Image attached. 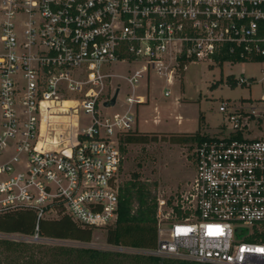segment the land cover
<instances>
[{"label": "built area", "instance_id": "2783aa9c", "mask_svg": "<svg viewBox=\"0 0 264 264\" xmlns=\"http://www.w3.org/2000/svg\"><path fill=\"white\" fill-rule=\"evenodd\" d=\"M199 59L264 63V0H0V212L32 210L29 239L59 214L90 228L113 223L128 106L149 98L133 87L151 74L169 83ZM113 75L131 90L123 110L107 112ZM217 108L229 127L191 142L192 172L155 196L154 246L108 249L264 264V108Z\"/></svg>", "mask_w": 264, "mask_h": 264}, {"label": "rangeland", "instance_id": "374dc122", "mask_svg": "<svg viewBox=\"0 0 264 264\" xmlns=\"http://www.w3.org/2000/svg\"><path fill=\"white\" fill-rule=\"evenodd\" d=\"M125 65L113 62L110 68L116 73H124ZM263 67V62L253 60H223L217 63L199 59L187 62L169 83L164 80L162 74H151L147 80L140 77L132 91L139 95L147 92L149 98L147 102L137 103L135 106V126L139 130L155 131L156 138L145 142L121 144V182L136 173L139 179L155 182L156 195L170 194L176 183L189 176V169L190 172L193 170L192 166L187 164L190 142L172 141L171 135L192 132L196 128L200 133L210 135L217 133L220 128H228L229 121L217 108L220 100L239 104L246 109L252 107L255 113L260 111L264 108L261 99L264 87L260 83ZM228 75L252 76L250 80L253 81L249 85L240 84L235 80L227 82ZM110 82L119 88L114 103L105 106L104 110L121 111L125 108L124 96L126 91L131 90L130 86L120 75L111 76ZM165 89L168 90L167 94L163 93ZM128 107L135 111L133 105ZM155 113L159 119L156 123L152 122ZM0 237L29 239L18 234H0ZM104 238L105 228L94 226L91 227V237L87 243L70 240H47L46 243L108 249Z\"/></svg>", "mask_w": 264, "mask_h": 264}, {"label": "trees", "instance_id": "16d2710c", "mask_svg": "<svg viewBox=\"0 0 264 264\" xmlns=\"http://www.w3.org/2000/svg\"><path fill=\"white\" fill-rule=\"evenodd\" d=\"M223 57L221 56L220 59ZM227 79V82H231L234 77L228 75ZM155 135L152 131L132 129L124 133L119 140L124 145L129 142L155 139ZM171 136L172 141H189L190 143L202 138L198 128L192 132ZM154 185L155 182L139 179L136 173L120 182L117 192L116 218L113 223L105 227L104 240L107 245L137 249L154 246L156 241ZM34 219L30 209L2 211L0 212V234L29 237L34 231ZM37 237L39 239L0 237V264H213L89 246L47 244V240H70L80 243L90 241L91 228L76 224L66 214L40 219Z\"/></svg>", "mask_w": 264, "mask_h": 264}, {"label": "crops", "instance_id": "0c3cea01", "mask_svg": "<svg viewBox=\"0 0 264 264\" xmlns=\"http://www.w3.org/2000/svg\"><path fill=\"white\" fill-rule=\"evenodd\" d=\"M148 101V100H147ZM147 101H145V102H147ZM137 105V104H136ZM136 105H134V108H135V111H134V121H133V129H135V130H139V129H137L136 128V126H135V122H136V119H137V115H136ZM154 109H155V111L157 112V109H156V107H154ZM159 121V119H158V116L156 115V113H155V115L152 117V122H154V123H156V122H158ZM139 131H145V130H139ZM155 132V131H154ZM158 132V131H157Z\"/></svg>", "mask_w": 264, "mask_h": 264}, {"label": "water", "instance_id": "95a60500", "mask_svg": "<svg viewBox=\"0 0 264 264\" xmlns=\"http://www.w3.org/2000/svg\"><path fill=\"white\" fill-rule=\"evenodd\" d=\"M116 93H117V88L114 90V92L111 94V96L109 97V99L107 101H104L103 104L104 105H111L114 103L115 101V97H116Z\"/></svg>", "mask_w": 264, "mask_h": 264}]
</instances>
